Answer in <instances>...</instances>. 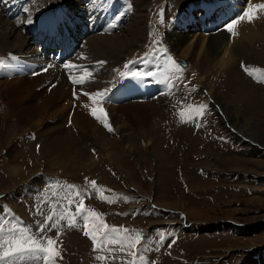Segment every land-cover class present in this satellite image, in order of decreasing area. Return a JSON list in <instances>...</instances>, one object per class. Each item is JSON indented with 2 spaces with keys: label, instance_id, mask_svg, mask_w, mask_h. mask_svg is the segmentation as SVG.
Wrapping results in <instances>:
<instances>
[{
  "label": "rangeland",
  "instance_id": "1",
  "mask_svg": "<svg viewBox=\"0 0 264 264\" xmlns=\"http://www.w3.org/2000/svg\"><path fill=\"white\" fill-rule=\"evenodd\" d=\"M123 1L27 0L34 5L33 8L15 11L5 4L8 0H0L2 15L11 22L14 21L16 29L25 37L22 45L27 48L33 47L32 50L26 49L27 51L22 48H15V51L7 50L4 48L6 44L0 42V47L2 46L0 48V226L3 229L0 231V242L9 240L17 236L20 231L27 229L38 238L45 236L57 241L60 257L56 258L55 264H124L125 260L131 259L127 252L109 253L99 249L94 251L93 241L84 235L82 216H76L74 227L68 226L66 220H61L58 229L51 228V224L61 214L76 213L80 196L70 192L66 187L73 185L83 196L85 208L102 214L101 219L109 227L127 228L133 233H140L142 239L141 244L137 245V250L139 255L146 257L149 264L152 262L154 264H235L240 260L245 261L247 255L263 258L264 205L258 198H264V143L261 142L264 141V87L256 84L251 75L252 79L245 75L240 66L243 59L233 62L227 70L219 67L208 68L200 59L196 60L193 54H189V57L179 55L189 64L187 66L186 63L177 62L175 59L182 72L177 74L179 79L174 81L176 86L171 91L181 90L182 95L178 93L176 97L174 95L167 97L162 94L157 100L156 97L161 94V87L158 86L152 93L156 96H144L143 99L136 100V102H148L163 98L161 104L152 106V114L142 122L133 118V110L130 112L122 108L123 118H120V121L125 125L123 127L129 124L134 125L136 129L134 132L121 130L118 133L127 134L130 141L123 144L124 136H116L115 140L120 143L115 141L108 147H101L94 136L90 135L89 128L87 130V126L91 128L92 125H100L104 130L107 129L91 114L93 107H103L108 114L106 109L116 111L121 104L131 102L125 99V91L116 87L129 86L134 90V96L139 95L140 91L133 85L127 84L130 80L128 73L134 69L155 71V68L158 70L165 66L168 55L167 53L160 55L163 54V49L169 47L166 39L172 40L171 45L177 44L169 33L179 31L187 39H190L194 33L198 36L211 33L205 31L199 34L189 25L198 24L201 21L199 18H205L207 15L210 17L211 13H216V1L221 8H225V17L229 16V18H219L225 22L221 25L225 29L229 19L230 22L234 17L235 20L238 19L248 9L247 5L249 3L252 5L251 0L238 1L234 4L229 0H224V3L222 0H215L212 3L214 7L204 13H196L187 8L190 3H198L200 0H143L139 6L136 4L137 0H127L124 3ZM129 5H131L130 9ZM245 6L247 9L244 10ZM120 9L123 13L122 19L119 14ZM51 10L57 19L56 25H52L50 30L53 29L56 36L59 34L64 36L60 42L68 34L73 33V29L77 31L72 37V42L74 39V44H77L72 53L69 51L64 57L58 56V47L53 55L64 65V67L61 64L58 66L69 73L81 70L66 69L67 64L75 65L77 62L78 66H84L87 70L97 66V60H93L88 55L93 52L92 48L87 49L89 48L87 40L90 37L120 34L119 38L125 40L130 34L128 28L143 27L145 34L135 37L136 41L126 45L122 49V55L109 52L104 55L108 60L107 55H113L115 66L109 65L111 67L107 69L111 74L109 72L108 76L106 70L105 77L109 78V82L106 88H103V90L107 89V92L102 101L85 95L82 101L78 91L95 93L97 90L92 86L83 89L81 85H75L70 78L74 76L70 74L65 77L60 73L45 78V67L52 65L42 67L43 64L39 62L45 63V60L48 61L53 57L45 47H41L44 38L39 40V34L32 31L30 26L35 24L34 28L40 31L44 24L40 17ZM236 10L238 11L235 15ZM260 11L262 13L257 14V18L250 21L252 23L249 22L250 30L254 32L251 33L252 43L250 44L249 41V59L244 62L248 65L255 62L264 67V10ZM21 13L24 15L23 20ZM31 14H37L36 18L39 19L31 23L27 22L26 19ZM177 14L179 15L176 17ZM134 17L140 18V21L135 23ZM173 20L172 25L170 22ZM246 20L247 18L239 21L238 24L242 25ZM90 28L93 32H88ZM44 29L43 35L47 30ZM218 41L219 39L216 43ZM51 43L53 42L49 41L47 45ZM33 51L37 53L35 56L37 63L33 62ZM171 51L169 52L173 57L175 52L172 49ZM21 52L25 54L27 61L17 58L14 54L19 57ZM229 52L236 58L232 48ZM43 56L50 59H45ZM85 58H89L91 62L82 63ZM107 65L106 63L105 66ZM58 71L55 69V72ZM123 73L125 77L117 79ZM116 76L118 77L115 78ZM149 78L151 77L145 79ZM151 79L155 80V78ZM144 80L137 81L142 85ZM254 80L259 82L258 79ZM142 86L147 87L145 84ZM211 89L217 95L221 94V103H218L215 97V101H212V97L208 96V91L211 94ZM115 91L122 96L115 97L117 101L114 103L112 96L115 95ZM124 99L125 102H122L121 100ZM211 102H217L221 110L212 108ZM187 104L206 105L203 116H207L206 120L212 123L210 130L213 127L217 132L212 134L206 131L208 139L203 138L201 133L195 132L203 124V116L192 122L182 123L177 112ZM162 107H164L163 111ZM26 109L29 111L28 114L25 112ZM215 114L218 117L214 120ZM235 117L238 120L235 121ZM54 121L58 123L57 128L63 124L72 127L75 121L83 122L87 130L85 133L91 137L79 138L77 139L79 144L58 149L53 154V158L44 155L42 144L46 141L45 135L58 134L57 130L44 134L49 130L44 125ZM243 125L253 133H255L254 129L256 132L259 130L261 135L257 136L258 140L247 137L248 135L240 129ZM110 126L114 129L112 122ZM231 126L236 131H231ZM221 129H226L225 137ZM184 132L188 134L183 135ZM241 132L246 135L244 138ZM179 133L182 135L180 136ZM110 136L113 137L112 134ZM204 139L207 141L204 142ZM225 139L228 141L227 145L224 143ZM218 154L220 158L217 160L220 163L217 164L213 157ZM230 157L247 162H242L241 165L238 163L241 167L232 170L229 166L231 163L225 161ZM202 167L213 171L215 177L208 175L211 172H204ZM238 173L243 174L240 176ZM252 174H256L262 182L255 179L254 182L250 181L248 176L253 179ZM221 175H229L224 179V184L220 182L223 180ZM91 181L96 182V185L103 190L102 193L96 192L91 187ZM244 184L249 187H244L238 192L237 186ZM188 185L187 190L184 186ZM101 195L112 199L104 200ZM69 200L72 201L71 204ZM49 215L53 216L52 221L46 219ZM41 224L46 226L44 232L39 230ZM98 255H104L106 259L98 261L96 259ZM5 264H39V262L10 258ZM247 264H250V258Z\"/></svg>",
  "mask_w": 264,
  "mask_h": 264
},
{
  "label": "bare ground",
  "instance_id": "2",
  "mask_svg": "<svg viewBox=\"0 0 264 264\" xmlns=\"http://www.w3.org/2000/svg\"><path fill=\"white\" fill-rule=\"evenodd\" d=\"M142 1L140 2V0H137L136 1V4L139 6L140 3L142 4ZM199 1V0H198ZM224 3L225 1L222 0ZM231 2V4H234V3H237L238 1H245V0H229ZM19 2V3H18ZM215 1L212 0V1H208V0H200L198 3H193L189 8L194 10L196 13H204V12H207L208 9H210L211 7H214V5L212 3H214ZM252 2V5H255V4H264V0H251ZM25 3V4H24ZM9 9L11 8L12 10H15V11H22L24 8H33L34 5L33 4H30L27 2H25V0H15L14 2L8 0V3H5ZM23 4H24V7H23ZM201 4V5H200ZM216 13H211L210 17H208V15L205 17V18H199L201 19V21H199L198 24H190L189 26L192 27V29H196V31L199 32H205V31H209L211 33H209L208 35H197V34H193L192 37L190 39H187L185 38V35L182 34V32H175V33H169L170 37H174L175 40H176V43L177 44H173L171 45L172 43V40L170 38L166 39L169 47L175 52L173 57H171V53L169 51H171V49L167 46L166 50L163 49V54H161L160 56L164 55V53H167L168 57H171L172 60H177V62H182V63H186V61L182 60V58L179 56V55H182L183 57H189V54H193L195 59L197 60H201L202 63L205 64L206 67L208 68H216V67H219L221 69H229L232 65H233V62H236L238 59H243L244 61L245 60H248L249 59V56H248V47H249V41H250V44L252 43L250 39H253L252 38V30H250V22L249 21H245L242 25L241 24H237L235 29H234V33H230L229 31H227V29L221 27V25L224 23L223 20H219V18L223 19V18H229V16L225 17V14H226V11L225 8H222V12H219V8L220 7V4L216 1ZM190 5V4H189ZM188 5V6H189ZM249 5H251L250 3L247 5V7H249ZM22 6V7H21ZM72 6V5H71ZM187 6V8H188ZM247 7L245 6L243 9H247ZM23 8V9H22ZM198 8L200 10H198ZM7 9V8H6ZM25 9V10H26ZM39 9V8H38ZM242 9V10H243ZM67 10V9H66ZM241 10V11H242ZM7 11V10H6ZM30 11V10H29ZM237 11H235V15L237 14ZM5 12V11H4ZM194 12V13H195ZM6 13V12H5ZM31 13V12H30ZM33 13V12H32ZM36 13V12H35ZM42 12H40L41 14ZM182 13H186V12H182ZM195 13V14H196ZM241 13V12H240ZM262 12L259 11L257 14H261ZM11 14V13H10ZM256 14V15H257ZM6 15V14H5ZM14 15V14H12ZM36 15H33L31 14V16L26 19L27 22H33L34 20H37L39 18H36ZM136 14L134 13V16ZM179 14L176 15V17L178 16ZM15 16V15H14ZM241 16V15H240ZM239 16V17H240ZM23 17L24 15L21 13V19L23 20ZM175 17V18H176ZM135 18V17H134ZM174 18V19H175ZM257 18V17H255ZM262 18V17H261ZM57 18L53 16L52 14V10L50 11V13H47L45 14L44 16H41L40 17V20L44 23L43 24V27H52V25H56L55 24V20ZM137 23L140 21V18H135L134 19ZM227 20V19H226ZM232 20H235V17L234 19ZM39 21V20H38ZM14 22V21H13ZM13 22L10 21V19L6 18V16H3L2 13L0 12V42L1 44H6L4 45V48L5 49H10V50H14L15 48H22L24 49L25 51H27L26 49L28 50H32L33 47H24L22 45V43L24 42L23 39L25 38L23 36V34L21 33V31L17 30L16 27L14 25H16V23L14 24ZM17 22V21H16ZM229 22H230V19H229ZM228 22V23H229ZM170 23H174V20L171 21ZM178 23V22H176ZM227 23V24H228ZM225 24V25H227ZM192 25V26H191ZM257 25V24H255ZM254 25V26H255ZM29 26V25H28ZM214 26V27H213ZM220 26V27H219ZM31 27V26H30ZM38 27V26H37ZM219 27V29H217ZM253 27V26H252ZM259 27V25H258ZM171 28V27H170ZM254 28V27H253ZM38 29H40V27H38ZM201 29V30H199ZM257 29V27H256ZM259 29V28H258ZM255 30V29H253ZM92 30V28H90V30L88 29V32H90ZM258 31V30H257ZM73 33L71 34H68L66 38H64V40L62 41V43H60L59 45V51L57 52V55L58 56H61V57H64L65 56V53L67 52H71L73 50V48L77 45V44H74V39H73V42H72V37H73V34L75 35L76 34V29H73L72 30ZM87 32V33H88ZM128 32H130L129 36L124 40H121L119 38V35H105V36H98V37H90L88 40H87V43L89 44V48L87 49H93V52H90V54L88 53V55L91 56V58L93 60H97L96 62V67L94 66L93 68H96V69H89L87 70L89 73H91V76L87 78L86 82L84 84H78V85H81V87L83 89H87V88H90V86H92L93 88L95 87L94 90H97V91H100V90H103V88H106V84L109 82L107 78V76L109 75V72L111 74V71L109 70L108 71V67L110 68L111 66L109 65H114L115 66V62L113 60H115L114 56L111 55V54H116V55H122L121 52L123 51L122 49L128 45V44H131L133 43L135 40V37L139 36H143L145 33H144V30H143V27H133V28H128ZM264 32V31H263ZM25 33V32H24ZM199 34H202V33H199ZM204 34V33H203ZM251 34L250 38H248V36ZM168 36V34H167ZM197 36V37H196ZM255 36V35H254ZM257 36V35H256ZM255 36V37H256ZM260 36V35H259ZM196 37V38H195ZM79 38V37H78ZM166 38V36H165ZM138 39V38H137ZM219 39V41L216 43V40ZM76 42V41H75ZM71 43V44H70ZM12 44V45H10ZM21 45V46H20ZM66 45V49H64ZM84 45V44H83ZM178 45V46H177ZM27 46V45H25ZM166 46V45H165ZM177 46V47H176ZM219 46V47H217ZM222 46V50H220V47ZM2 47V46H1ZM0 47V48H1ZM44 47V46H43ZM87 47V46H86ZM179 47V49H178ZM232 48L233 49V52L234 54H236V58L235 56H231L230 55V52H229V49ZM75 50V49H74ZM15 51V50H14ZM109 52L111 53L109 56L107 55V58H104V55ZM172 52V51H171ZM18 53V52H17ZM32 53V52H31ZM72 53V52H71ZM86 53V52H85ZM22 55H25L24 53L21 52ZM30 54V53H29ZM32 55V54H31ZM37 53L35 51H33V62L36 61V56ZM83 55H81L82 57ZM93 56H95L96 58H94ZM106 56V55H105ZM237 56H239L240 58H237ZM45 59H50V58H47L46 56H43ZM51 57H53V59H50L52 60V62L50 60H45V63H41L39 62V64H43L42 67L44 66H49V65H52L50 67H45V71H44V75H45V78H50L54 75H57V74H60L61 75H65V77L67 75H71V76H74L75 78H80V76L83 75V72L81 69V71H76L74 73V71L72 73H69V72H65L63 71V69L61 68V66L64 67V65H62L59 61V58L58 57H55L53 55H51ZM68 57V56H66ZM39 58V57H38ZM43 58V59H44ZM80 58V57H79ZM86 60H84L83 62L80 60V63H86V62H91L90 59L88 58H85ZM106 59V62H104ZM157 60V59H156ZM179 60V61H178ZM244 61H242L240 63V66H241V69L242 71L245 73V75L247 77H249L250 79H252V77L246 72V70L244 69V65L246 64V66H248L249 68L253 69L256 73H258V76H260L261 74H264V67L261 66V65H257V63L254 62V64H250L248 65V63H245ZM102 62V63H101ZM37 63V61L35 62ZM68 63V61L66 62ZM93 63V62H92ZM108 64L107 66H105V64ZM58 64H61V66H58ZM74 65V63H72ZM79 63L75 62V65H78ZM188 62L185 64L188 66ZM197 64V63H196ZM156 65V63H155ZM243 65V66H242ZM91 67V66H90ZM48 68V70H46ZM49 68L51 70H49ZM55 69L56 71L59 70L58 72H55ZM106 70L108 71L107 73V76L105 77L106 75ZM155 71L156 68H155ZM226 71V70H225ZM115 73V72H114ZM115 75V74H114ZM59 77V76H58ZM70 77V76H69ZM57 78V77H55ZM72 80V79H71ZM147 80V82L145 83V85L147 87H143L142 85L140 86V90L141 92L144 91L146 93H152L151 92V89H152V86H148L149 83H153L155 84V87L157 88L158 86L161 87V94H159L156 99L162 95V94H165L167 97H170L172 95H174L176 97V95L178 93H181L182 95V91L181 90H176L175 92L174 91H171V94H169V89L165 86V84L163 83H155L153 82L152 80L150 79H145ZM256 84L258 83V85H262L264 87V81H261V82H257L255 81L254 79H252ZM60 84V83H59ZM76 85V84H75ZM105 85V86H104ZM63 86V85H62ZM116 88H119L121 90H123V88L119 85V87H116ZM212 88V87H211ZM57 89V88H56ZM59 90V89H58ZM81 90V89H80ZM212 90V89H211ZM125 91L124 95L126 96L125 99H128V100H131V102H128V103H124V104H121L119 106V108L115 111V110H112L110 111L109 109H106L108 111V114H107V122L108 124L111 125V122H112V126L114 127V129L112 131H108L107 129L104 130L103 127H100L99 126H93L90 128L87 126V130L89 128V132L90 135L94 136V138L99 142L100 146L101 147H108L109 145H112L113 142H115V137L116 136H119V137H122V135L124 137L122 142L123 144L124 143H127L128 141H130V137L127 136V134H122L120 135V133H118L119 131L122 130V132H125V130H127L126 132H129V131H132L134 132V130L136 128H134V125H127L126 127H123L125 126L123 124L122 121H120V118H123L121 116V110L122 108H126L128 111L130 110H133V113H132V116L133 118H135L136 120H141L142 121H145L146 118L152 114V110H153V107L152 106H156L158 105L159 103L161 104V100L163 99H159V101H157L156 99L154 100H147L148 102H136V100L138 99H143L144 96H132L131 95V91L130 90H123ZM164 91V92H163ZM243 91H244V88H243ZM66 93V92H65ZM64 93V94H65ZM77 93V92H76ZM83 93L85 92H79L78 91V95L79 97H82L81 100L83 101ZM213 93L215 94L214 97L217 101H219L218 103H221V94L219 93L217 95L216 92H213V90L211 91V94L213 95ZM119 94L116 93L115 91V95L112 96V99H113V102L115 103L116 98ZM120 97L122 96V94L119 95ZM165 96V97H166ZM88 98V97H87ZM125 99L124 100H121L122 102H125ZM184 99V97H183ZM87 100V99H86ZM85 100V101H86ZM172 100V99H171ZM166 101V100H165ZM173 101V100H172ZM207 102V100H206ZM172 103V102H171ZM208 103V102H207ZM92 104V103H90ZM210 105L212 106V108H216L215 105L211 102ZM164 110V107H162V111ZM217 111H220L221 108L219 106V109L216 108ZM225 110V108H224ZM215 111V110H214ZM26 114L29 113V111L26 109ZM131 112V111H130ZM226 112V111H225ZM231 112V111H229ZM222 113V112H221ZM25 114V115H26ZM23 116V114H22ZM21 117V116H20ZM25 117V116H24ZM207 117V116H206ZM206 117L203 116V124L201 125V129H197L195 130V132H199L201 133V136L203 138H206L208 139V134L205 133L206 131L209 132V133H214V132H217L215 128L212 127V130H210L211 128V125L212 123L208 122L206 119ZM214 117V120L216 119V117H218V115H213ZM237 117V116H236ZM234 118L235 121L238 120V118ZM210 118V117H209ZM147 122V121H146ZM241 122V121H240ZM245 122V121H244ZM102 123V122H101ZM116 123V125H115ZM96 124V123H95ZM241 124V123H240ZM247 125V124H245ZM245 125H243L242 127H240V129L245 132L248 137H251V138H255L257 139V136H260L261 132L258 130L256 132V129H254L255 133L249 131L247 128H245ZM58 123L56 121L52 122L51 124L50 123H45L44 127L46 129H49V130H46V132H44V134H48L50 132H53V130H57L56 132L58 133L57 135L55 136H50V135H45L46 136V141L42 144V152L44 155H47L49 157H52L53 158V154L56 153V151L58 149H65L66 147H71V146H75L77 144H79V142L77 141V139H83V138H89L91 137L90 135L88 136V133H85V131L87 132V130L84 128L83 126V122H79V121H75L73 123V126L72 127H69V126H65L64 124L63 125H60L58 128ZM251 126V125H250ZM69 127V128H68ZM39 128V127H38ZM254 128V127H253ZM222 130V134L223 136L225 137L226 135V129H221ZM231 131H236V129L234 127L231 126ZM180 132H183L184 130H179ZM192 133H193V129H192ZM110 134H112V138L110 136ZM180 136L182 135V133H179ZM188 133L187 132H184L183 135H187ZM229 134V133H227ZM260 134V135H259ZM129 135V134H128ZM88 136V137H86ZM208 136V137H207ZM213 137L215 135H212ZM231 136V135H230ZM264 136V135H263ZM128 137V139H127ZM211 138V136H210ZM231 138H233V136H231ZM127 140V141H126ZM205 140V139H204ZM258 140V139H257ZM207 140H205L204 142H206ZM212 141V140H211ZM214 142H216V140H213ZM117 142V141H116ZM262 143H264V141L261 140ZM117 143H120V141H118ZM224 143L225 145H227L226 143H228V141L225 139L224 140ZM82 144V143H81ZM114 146V145H113ZM65 147V148H64ZM257 149V148H256ZM227 150V149H226ZM220 156L218 154V156H214L213 159L215 160V162L218 164L220 162H218L217 159H219ZM233 158V157H232ZM229 160V159H228ZM214 162V163H215ZM232 164H231V169L232 170H237L239 169L241 166V163L242 162H247L245 160H238L237 158L236 159H233L231 160ZM249 162V161H248ZM240 165H239V164ZM260 163V162H258ZM198 164V162L196 163ZM210 164H212V162H210ZM216 164V165H217ZM261 164V163H260ZM192 166L194 167L195 165L192 163ZM230 166V165H229ZM248 166V165H247ZM181 167V166H180ZM200 167V166H199ZM217 167V166H216ZM239 167V168H237ZM245 166H243L244 168ZM183 168V167H182ZM204 167H202L203 169ZM247 168V167H246ZM197 169V168H196ZM208 169V168H207ZM214 170V169H213ZM241 170V169H240ZM244 170H246L244 168ZM189 171V170H188ZM204 172H211V173H208V175H213L215 177V174L213 173V171L211 170H206L205 168L203 169ZM191 172V171H189ZM221 173V172H220ZM240 176L241 174L243 173H238ZM246 174V173H244ZM200 175V174H199ZM208 175H206V177H208ZM249 175V174H248ZM223 176V177H222ZM229 175H221V178H223V180H220V182L222 184H224V179L226 177H228ZM253 176V179L248 176V179L252 182H254V179L256 181H259V182H262L259 180V177H256V174H252ZM250 177V178H249ZM232 178V177H231ZM240 179H242L241 177H239ZM220 179V178H219ZM237 179V178H236ZM239 179V180H240ZM218 180V179H216ZM264 180V179H263ZM227 183V182H226ZM196 184V183H195ZM238 187V192H240L241 190L245 188H248L249 186H247L246 184L244 185H240V186H237ZM184 188H186L188 190L189 188V185L188 186H184ZM226 188V187H225ZM236 194V193H234ZM261 200V202L263 203L264 205V198H258ZM185 204V203H184ZM184 225V224H183ZM182 225V226H183ZM223 225V224H222ZM222 225H219V226H222ZM184 227V226H183ZM190 227V226H189ZM189 227H186L187 229H191ZM236 229H239L241 230L240 228L238 227H234ZM87 238V237H86ZM85 238V239H86ZM79 243V242H78ZM85 243V242H84ZM173 244V243H172ZM79 247V246H78ZM87 247V246H86ZM83 254V253H82ZM83 257V256H82ZM248 258H250V264H264V253H263V258L261 257V259H258L255 258V257H251L249 255H247V258L245 261L243 260H240L239 262L235 263V264H240L241 262L244 263V264H247L248 262Z\"/></svg>",
  "mask_w": 264,
  "mask_h": 264
},
{
  "label": "snow or ice",
  "instance_id": "3",
  "mask_svg": "<svg viewBox=\"0 0 264 264\" xmlns=\"http://www.w3.org/2000/svg\"><path fill=\"white\" fill-rule=\"evenodd\" d=\"M106 2V0H105ZM131 5H129V9ZM264 10V4H255L250 5L248 9L238 17V19L231 21L226 25L227 31L230 33H234V29L239 21L247 20L250 22L256 17V14L260 11ZM102 63V62H101ZM134 63V62H131ZM126 68L128 65L125 66ZM66 69H81L83 75L80 78L70 77L74 84H84L88 77L91 76L84 66L78 65H65ZM248 71L247 68H245ZM182 69L176 63L175 60H172L171 57H168L165 60V66L158 69L157 71H131L128 73L132 79L143 81L146 77L155 78L157 83H163L169 89V94H171L172 88L176 85L174 81L178 80V73H181ZM252 73L250 72V75ZM123 75V74H122ZM258 79L264 81V74H261ZM107 89L100 90L95 93H83V95L88 96L91 99L99 98L101 101L105 98V94ZM75 95V93H74ZM206 108L204 104H187L178 110L177 115L180 117V121L182 123L192 122L200 116H203V110ZM91 114L98 120H100L104 126L108 129V131H112L110 124L107 122V114L103 107H93L91 109ZM199 126V125H198ZM91 187L98 193H102V189L96 185L95 181L90 182ZM70 192H75L76 195L80 196V202L76 206V213H67L61 214L58 219L55 220L51 224V228L58 229L60 227V221L66 220L68 226L74 227L76 226V216H82L84 220V235L88 236L93 241V250H101L102 252L112 253L114 251H119L121 253L127 252V255L131 257L129 260H125L124 264H149L146 257L143 255H139L137 250V245L141 244V235L139 232H131L127 228H116L109 227L104 221L101 219V215L94 210L86 209L83 204V196L79 191L76 190L75 186L69 185L66 186ZM101 198L104 200H110L111 197L101 195ZM127 199V197H124ZM71 204L72 201L69 200ZM48 221L53 220V216L49 215L46 217ZM91 221V223H90ZM45 225L41 224L39 226V230L41 232L45 231ZM2 226H0V231H2ZM57 236H59V232H57ZM109 245L118 246V247H108ZM60 257V252L57 247V241L51 237H36L35 235L28 232L27 229L20 231V233L9 239L0 242V264H5V262L9 261L10 258L13 260H29L36 261L39 264H55L56 258ZM118 258V257H114ZM98 261H104L106 257L104 255H98L96 257ZM154 264V262H152Z\"/></svg>",
  "mask_w": 264,
  "mask_h": 264
},
{
  "label": "crops",
  "instance_id": "4",
  "mask_svg": "<svg viewBox=\"0 0 264 264\" xmlns=\"http://www.w3.org/2000/svg\"><path fill=\"white\" fill-rule=\"evenodd\" d=\"M229 159V160H228ZM233 159H236L235 157H230V158H227L225 161H229V163H231L232 164V162H231V160H233ZM231 166V165H230ZM216 168H218V166L216 167ZM227 168V167H226ZM225 169V168H224Z\"/></svg>",
  "mask_w": 264,
  "mask_h": 264
},
{
  "label": "water",
  "instance_id": "5",
  "mask_svg": "<svg viewBox=\"0 0 264 264\" xmlns=\"http://www.w3.org/2000/svg\"><path fill=\"white\" fill-rule=\"evenodd\" d=\"M182 60H183V58H182Z\"/></svg>",
  "mask_w": 264,
  "mask_h": 264
}]
</instances>
